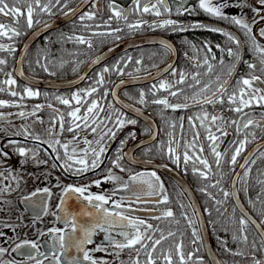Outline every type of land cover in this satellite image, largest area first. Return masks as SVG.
Instances as JSON below:
<instances>
[{
	"label": "flooded vegetation",
	"instance_id": "af4514ba",
	"mask_svg": "<svg viewBox=\"0 0 264 264\" xmlns=\"http://www.w3.org/2000/svg\"><path fill=\"white\" fill-rule=\"evenodd\" d=\"M97 1L91 0L76 17L40 36L25 53L22 50V45L29 34L64 13L69 12V9H74L83 0H79L72 5L71 0H62L61 5H56L52 8V14L42 13L37 10L34 13L33 19L39 20L40 23H34L32 28H27L25 17H21L19 24H16L13 23L12 18L0 15V23L7 24L10 27H18L22 33L20 36L11 38L7 36L0 37V44L11 46L15 49L11 53L0 51V59L7 60L5 65H0V69H2L0 71V88L5 89V91L0 92V100L6 101L8 105H15L0 107V116H3V119H0V148L8 153V159L5 161L4 167H0V171L4 172V177H7V179L0 177V187H9L7 193H0V232L5 233V236L0 237V246L8 250L0 259L4 261L13 258L16 260L22 259L21 256L12 252L11 249L23 239L38 240L41 244L40 250L47 251L48 244L51 243L50 237L48 235L39 237L37 235L38 229L47 231L51 227L62 228L65 232L71 234L74 239H78L83 235L79 226L90 227L96 220L97 210L89 205L87 201L83 200L78 193L68 194L63 205V210L58 209L56 205L60 203V198L64 195L62 187H57L58 183L63 186L72 185L75 187L89 185L88 192L92 194H111L114 189H119L120 185L124 181H127L130 175L156 172L161 181H163L168 196L167 204L130 203L135 197L130 192L117 190L112 198L117 202H120L124 198L122 208L113 209L111 202L109 205H105V207L115 211L122 210L126 215L144 219L147 223L152 224L154 228L159 229L155 233L150 232L149 234L153 235L154 239H159L161 234H163L167 239L157 246V251L154 255L161 257V253L171 250L174 264H179V257L175 253V247L178 244L182 245L185 257H187L188 253L193 254V259L188 264H195L197 257L203 260V264H216L217 260L219 264H252L251 243L249 241L247 243L243 242L248 253L239 251L243 255H233L232 253L236 251L230 249L231 252L225 251L226 256L222 254L223 245L221 242L224 241L226 244V241L219 235L220 221H223L220 217V206L223 203L215 200L214 197L215 193L220 189L223 176L226 174L230 176L227 189L229 193L230 180L245 154L254 145L264 144V130L255 125L250 126L248 129L243 128V124L248 119L264 123V104L253 102L251 107L244 108L241 113L229 110V108L239 106L240 89L243 88L246 92H252V89L237 83L241 78H250L251 74L260 76L261 80L264 81V73L250 70L247 64L243 63V61H248L258 64L260 60V54L254 51L251 36L246 35L245 30L235 25L209 17L196 7L198 0H186L184 4V7L195 8V12L191 15H176V9L179 6L180 0H166L171 9V14L165 13L161 7L160 11L162 15L159 17L152 13L129 11L127 21L112 19L110 22L111 28L120 27L123 29L117 34L121 37L119 40H116L112 36L94 35V33L108 31L104 27V21L108 20L112 14L108 7L110 3L116 5L119 9L134 7L133 0H101L100 7H98ZM47 2L48 0H42V3ZM54 2L55 0H53ZM155 2L156 0H141V7L145 3ZM8 3L11 6L13 0H9ZM65 3L67 4L66 7L63 6ZM232 3H236V0H232ZM249 3L255 4V0H249ZM94 4L96 7L93 6ZM17 6L26 10V5ZM87 12L95 13L94 19L81 21L80 16ZM226 12L230 15H241L243 13L246 21L252 26L251 35L255 36L257 43L264 46V37L259 35L260 29L264 28V21L252 24L255 14L250 8L239 9L237 7H230L226 9ZM260 15H264V12ZM255 18L259 19V17ZM167 19L176 20L184 24L199 22L227 30L240 43L239 52L241 61L237 62L234 57L227 55V48H232L233 51H236L237 46L235 41H229L222 34L203 29L173 33L171 29L149 27V25L155 22ZM138 21L145 22L140 29L129 30L127 28L128 23L135 24ZM9 36H11V33H9ZM144 36L154 37L156 41L151 45L121 51L103 58L99 63H92L107 48L127 39ZM76 37H84L86 40H90L92 47L89 48L87 44L78 43ZM161 40L169 43L171 50L164 49L160 43ZM205 42L210 45L211 52L204 46ZM217 45L220 47H217ZM221 49H225V51L222 52ZM213 56L215 57L214 59ZM205 58L212 65L211 71L204 64ZM221 59L223 60V64L220 63ZM137 61H140V63H137ZM117 62H120L118 66L122 69V72L117 73L113 70L105 73L106 83L103 86L95 85L96 74L101 72L104 67L117 65ZM169 65L176 70L175 76L172 74L171 69H169ZM233 65H235L234 69L232 68ZM44 67L47 68V71L44 70ZM230 70L232 71L231 75L228 74ZM21 72L23 75L19 74ZM181 72L185 74L186 82L184 84H176L175 81L179 80ZM8 73H11L12 78L16 80L15 85L9 86L2 83L7 79L6 74ZM196 73H199L197 78L200 79L201 84L190 88L188 85L194 83L192 76ZM81 76L85 78L81 80ZM217 77H219V80ZM224 80H227L228 84L226 86L227 92L223 97V104H202V106L196 104L193 96L196 92H199L203 84H209V91L205 94L211 96L212 92ZM162 81L169 83L172 87L169 90L160 89L159 85ZM154 85L155 88L153 87ZM9 87L16 91L18 95L12 96L11 92L8 91ZM25 87L39 92V95L34 97L25 96L22 99ZM90 87H97L98 91L91 96L84 97L81 90ZM254 87L264 89V83L254 82ZM105 89H108L110 92L115 91L116 96L113 97L109 94L105 97ZM178 89H182L183 91L175 97L169 95L170 91H177ZM141 91L145 93L144 103L139 102ZM76 92H81V96L83 97L81 104L83 106L77 105L76 101L71 99L72 94ZM233 92L236 93L237 100L235 104L230 105L227 98ZM205 94L197 96L196 99L202 102ZM56 97L69 99L70 105L61 104ZM163 98H167L171 104L187 103L189 107L173 111L170 108L165 109L163 105L152 103L154 99ZM92 100H97L104 108V111L97 110L98 116L95 119V123H92L90 119V127L85 128L82 121H75V123H80L81 127L74 132L67 131L73 120L68 113L74 110L75 107H81V112L78 115L82 116ZM36 105H40L41 108L36 111L35 115H30ZM20 112H24L26 115L21 117L19 115ZM204 112L209 114V120L205 121V126L202 127L200 120L196 119V117L200 116L202 118ZM108 114H111V119L105 120V116ZM212 114L224 117L225 121L235 120L238 122V125L221 121H217L216 125H212L210 122ZM61 116H63L64 120L63 130L60 127ZM118 116L121 119H135L137 123L135 125L126 124L122 129L117 131L115 120ZM181 117L183 118L182 121ZM189 117H193L194 128L189 123ZM181 123L183 125L182 128ZM173 124H175V127H172ZM217 126H221L228 135L222 136L220 132H217ZM237 126L240 128L239 132L237 131ZM91 127H97V132L92 133ZM109 128L117 131V135L115 139L105 138L104 143L107 146V151L102 156L103 163L97 169L76 175L60 167L64 162L65 154V148L62 145H67L69 155H73V149H75L74 155L76 158L84 157L85 150H87L90 162L92 159L91 149L97 148L98 150L96 141ZM208 128L219 138L216 141L218 145L217 150L224 153L219 168H217L215 157L211 152L210 145L212 142L206 138ZM132 132L135 133V139L129 138V133ZM15 133L22 134L16 135ZM196 133H199V139L195 141L194 148L189 149V155L193 158L189 161L185 170L183 162L184 145L185 143L193 144V138ZM250 133H255V139H253ZM153 134H155V139H153ZM25 135H27V138H25ZM73 136L77 138L73 140ZM33 137H39L40 139L36 140ZM246 138L250 142L245 144L244 150L237 157V163L235 165L229 164L228 161H230L235 147L238 146L239 141ZM57 140H59V144L55 143ZM85 140L92 142L91 147L84 142ZM121 140H127L123 146L122 151L124 155L120 161L121 167L125 168L126 171H121L120 168L114 167L111 163L117 155ZM9 141H16L17 143L5 146ZM170 141H172V147H177L176 142H179L178 152L181 156L179 167L168 159L166 155ZM233 142L236 143L234 144ZM50 143L53 144V147H49ZM201 146L204 149L203 153L200 152ZM16 147L31 150L29 152L30 155L31 152H35L37 160H47V163L36 164L30 160L21 168L20 161L23 158L14 151ZM57 153H59L60 159L56 158ZM193 153L206 158L211 165V170L208 171L206 179L201 178L198 174H193V168L204 170L203 165L195 159ZM261 153H264V146L254 155L251 161ZM0 160H5V158L0 156ZM53 164H56L57 167L53 168ZM251 164L249 163L245 167L239 177V195L240 182L243 177L248 176L250 173ZM160 165H167V167H159ZM7 167L11 168L12 175H9L5 171ZM74 167H79V165H74ZM109 169L121 179L116 182L105 180ZM245 172H247V175H245ZM13 176L16 179H13ZM95 180L102 181L99 187L92 183ZM217 182L219 183L217 184ZM17 184H19V188H17ZM213 185L216 186L213 187ZM46 187L53 193L51 197H48L43 192H39L32 200L36 204L42 205L43 203H47L49 211L52 214L47 216L41 214L42 219L36 222L35 227H29L34 213L38 212L39 209L29 208L25 211L26 206L20 202L21 198L31 195L37 189ZM133 187L137 191L140 188L147 191V185H133ZM202 188L205 191L202 192ZM182 189L190 191L195 201L188 200L186 196L187 192L185 194ZM161 198V196L143 197L145 200L152 201ZM229 198L232 207L241 217L242 215L237 211L230 195ZM168 209L173 211L174 217L161 216V213ZM85 212H90L93 215H85ZM185 215L189 219L196 220L197 223L194 226L199 228L200 239L193 236V228L189 226L188 220L184 218ZM57 216L62 217V219L58 220ZM153 216L160 218L152 219L151 217ZM65 217L69 221V225L64 223L63 218ZM73 217L78 226L75 233L71 232L70 227ZM253 217L260 224L264 220V216L260 219H257L255 216ZM228 222L230 227H234L235 218H228ZM248 226L250 229H248ZM261 226L264 229V224H261ZM247 231L250 233L253 231L259 242L260 238L250 223L246 227V235ZM169 232L174 233V235L168 236ZM109 234L115 235V232ZM104 236V232L97 230L92 237L93 243L85 245L87 249H94L97 246L107 247V252H92L91 254L95 258L106 260L109 264H121L122 261L124 264H130L131 260L136 258L134 250L124 249L123 251H119L108 246L107 241L104 240ZM116 238L122 239L119 236ZM229 241L235 243L237 240L229 237ZM241 241H243L242 238ZM115 251H119V257L110 254ZM68 255L71 257L81 254H78L73 247L69 249ZM146 259L147 257L142 250L139 256L141 264H144ZM256 259L264 260V251ZM45 264H47V261H45ZM158 264H163L162 257L158 260Z\"/></svg>",
	"mask_w": 264,
	"mask_h": 264
},
{
	"label": "snow or ice",
	"instance_id": "6c2138e0",
	"mask_svg": "<svg viewBox=\"0 0 264 264\" xmlns=\"http://www.w3.org/2000/svg\"><path fill=\"white\" fill-rule=\"evenodd\" d=\"M85 3L88 2V0H84ZM62 0H55L53 3V0H48L47 3H42V0H13L12 5L7 2V0H0V15L4 17H10L12 18L13 23L19 24V20L21 17L26 18V25L27 28H32L34 23L38 24L40 23L39 20H34V13L39 12L46 13V14H52V8L56 5H61ZM186 3V0H180L179 6L176 9V15L181 16L184 14H193L195 12V8H188L184 7V4ZM17 5H26V10L22 9L21 7H18ZM134 7H130L129 9H119L116 5L110 3L108 5L109 9L111 10V16L108 20L104 21V27L108 29V31L103 33H94L99 35H106V36H112L116 40H119L121 37L117 35L120 33L123 29L120 27L111 28V20L116 19L119 20H128V13L129 11L135 12V13H152L155 16L159 17L162 15L160 8H163V11L165 13L171 14V9L166 3V0H156L155 3H145L143 7H141V0H133ZM64 7L67 6V4H63ZM96 7V5H93ZM198 9L203 11L205 14H207L209 17L228 22L232 25H235L243 30H245L246 35H250L252 42H253V48L256 53L260 54V60L259 63H251L248 61H243V63L247 64V67L250 70L253 71H259L261 73H264V46H261L259 43L256 42L255 36L251 35L252 33V26L246 21L244 18V14L241 15H230L226 12V9L230 7H237L239 9L244 8H250L251 11L255 14L254 18L252 20V24H258L261 21H264V15H260L262 12H264V0H255V4L249 3V0H236V3H232V0H198V3L196 5ZM78 11V9H69L68 13H64L65 15H68L69 13H75ZM95 16V13L87 12L80 16V20L84 21L87 20H93ZM255 17H259V19H256ZM145 23L144 21H138L135 24L128 23L127 28L129 30H137L140 29L142 24ZM50 25L45 24V27H49ZM99 27V25H97ZM149 27L152 28H163V29H171L173 33H182L189 30H195V29H203L210 32H215L222 34L225 36L229 41H235L236 43V51H233L232 48H227L226 52L229 57H234L237 62L241 61L240 56V43L239 41L235 40V37L228 32L227 30L219 27H214L212 25L202 24L199 22L192 23V24H184L176 20L167 19L163 20L161 22H155ZM9 33H11V36H9ZM22 33L18 27H10L7 24L0 23V37H14V36H20ZM259 35L261 37H264V28H261L259 31ZM76 40L80 44H87L89 48L92 47V43L90 40H86L84 37H76ZM161 45L166 50H171V45L167 43L164 40L160 41ZM209 52H211L210 45L205 42L204 45ZM26 47V46H25ZM194 47V45H193ZM217 47H220L217 45ZM0 51H6V52H14L15 49L11 46H5L3 44H0ZM111 51V49H110ZM221 51H225V49H221ZM215 57L213 56V59ZM101 57H97L95 60L92 61L93 64L99 63ZM130 59V58H129ZM7 63L6 59H0V65H5ZM120 62H117V65H114L112 67H104L101 72L96 74V79L94 80L95 85L97 86H103L106 83L105 80V73H108L110 71H116L117 73H121L122 69L118 66ZM137 63H140V61H137ZM221 64H223V60L220 61ZM204 64L208 67L209 71L212 70V65L209 63L208 59H204ZM199 66V65H197ZM232 68H235V65L232 66ZM169 69H171L172 74L176 75V70L172 68L171 65H169ZM44 70L47 71V68L44 67ZM2 71V69H0ZM20 75H23V73H19ZM229 75L232 74V71L230 70ZM7 79H5L2 83L5 85H15L16 80L12 78L11 73L6 74ZM179 80L175 81L176 84H184L186 82V77L184 73H180ZM199 76V73H196L192 76V80L194 81L193 84H189L188 87L194 88L197 85L201 84L200 79L197 77ZM85 77L81 76L80 79L83 80ZM219 80V77H217ZM255 83H264V81L261 80L260 76L251 75L250 78H241L237 83L242 84L244 86H247V88L252 89V92H246L243 88L240 89V96H239V106L229 108L230 111H234L236 113L243 112L244 108L251 107L253 102L256 104H264V89H261L260 87H254ZM227 84L228 81L224 80L222 83L219 84V87L216 88L214 92H212L211 96L206 95L205 93L209 91V84L205 83L203 86L199 89V92H196L193 96V99L195 100L197 105L202 104H214V103H224V94L227 92ZM118 87V86H117ZM155 88V85L153 86ZM160 89L163 90H169L172 85H170L167 82H161L159 85ZM5 91L4 88H0V92ZM8 91L11 92L12 96H17L18 93L14 90H12L11 87L8 88ZM98 91L97 87H90L88 89L81 90L83 92L84 97L91 96L93 93H96ZM182 89H178L177 91H170V96H177L180 92H182ZM81 92H76L72 94L71 99L75 100L77 105H81V101L83 97L81 96ZM109 94H111L113 97L116 96L115 91H109L108 89H105L104 96L107 97ZM201 94H205L203 101L201 102L199 99H196L197 96H200ZM39 92L33 91L29 87L24 88L22 99L26 97H34L38 96ZM155 95V93H153ZM145 93L141 91L140 93V103H144ZM56 99L64 105H70V100L62 97H56ZM228 103L230 105H233L236 103L237 96L236 93L233 92L231 95H228ZM154 104H160L163 105L165 109H172L173 111H176L178 109H184L188 108L189 105L187 103L184 104H171L167 98L163 99H154L152 101ZM4 106H15V105H8L6 101L0 100V107ZM51 107V105H49ZM41 108L40 105H36L35 109L33 110L30 115H35L36 111ZM104 111V108L101 106V104L97 100H92L91 103L87 106L86 110L84 111L83 115H78L81 112V107H75L74 110L70 111L68 115L73 118L70 126L67 128V131L74 132L76 129H79L81 127L80 123H75V121H82L85 128L90 127L89 120L91 119L92 123H95V119L98 116V111ZM19 115L21 117H24L26 114L24 112H20ZM0 119H3V116H0ZM61 130L64 129V120L63 116H61ZM111 114H108L105 116V120H110ZM196 119L200 120V125L202 127L205 126V121L209 120V114L207 112L203 113V117L197 116ZM183 118L181 117V121ZM190 125L194 128L195 124L193 123V117L188 118ZM217 121L226 122L229 124H237L238 122L233 121H225V118L222 116H218L216 114H212L210 117V122L212 125H216ZM137 121L135 119H121L119 116L115 120V127L117 131L119 129H122L126 124L127 125H135ZM257 126L264 130V123L261 121L248 119L246 123L243 124L244 129H248L250 126ZM172 127H175V124L172 125ZM183 127L181 123V128ZM117 131H113L111 128L107 130V132L103 133L101 135L100 139L96 141V144L98 146L97 148L91 149V161L88 160L89 153L87 150H85L84 157L76 158L75 157V149H73V155H69L67 152V145H62V147L65 148V154H64V162L60 165L65 171L73 172V174L81 175L83 173H86L88 171H93L97 169L101 163H103L102 156L107 151V146L104 143L105 138L109 139H115L117 135ZM208 135L207 139L212 142L210 145L211 152L215 157V164L217 168L221 166L224 153L217 150L218 145L216 144V141L219 139L214 133H212L211 129L208 128ZM216 131L220 132L222 136H227L228 133L223 130L221 126L216 127ZM237 131H240L239 126H237ZM91 132L96 133L97 127H91ZM16 135H21L22 133H15ZM51 135V133H49ZM78 135V133H77ZM171 135V134H170ZM252 135L253 139H255V133H250ZM25 138H27V135H25ZM36 140H39V137H33ZM77 137L73 136V140H75ZM129 138L135 139V133H129ZM153 139H155V134H153ZM199 139V133H196V135L193 138V144L185 143V151L183 153V162L186 166L189 163L190 160H192V156L189 155V149L194 148L195 141ZM86 144L91 147L92 142L91 141H84ZM127 140H121L120 141V148L117 150V155L115 156V159L111 161L112 165L116 168H120L121 171H126L125 168L121 167L120 161L123 158V146L126 144ZM250 141L247 140H241L239 141L238 146L235 147V151L231 156L230 161H228L229 164L235 165L237 163V157L241 154V152L244 150V146L246 143H249ZM16 141H9L7 145L10 146L16 144ZM56 144H59V140L55 141ZM234 144L236 142H233ZM170 146L167 149L166 155L168 156V159H170L174 164L177 165V167L180 166L181 156L178 152L179 148V142H176L177 147H172V141L169 142ZM49 147H53V144H49ZM203 147H200V152L203 153ZM14 151L23 158L20 161L21 168L24 164L28 163L30 160L35 162L36 164H46L47 160L45 161H39L36 159V153L31 152V155L29 152L31 150H26L23 147H16ZM195 155V153H193ZM264 155V154H262ZM0 156L4 157L5 160H0V167H4L5 161L8 159V153L4 152L2 148H0ZM57 159H60L59 153H57L56 156ZM195 159L199 161L200 164L203 165L204 170H200L197 168H193V174H198L201 178L206 179L208 171L211 170V165L209 164L208 160L206 158H202L200 155H195ZM249 163H255V160L249 161V159L246 157L244 164H241L240 167L244 168ZM74 165H79V167H74ZM53 168L57 167L56 164L52 165ZM159 167L166 168L167 165H160ZM5 171L9 173V175H12V170L10 167L5 168ZM245 175H247V172H245ZM0 177H4V172L0 171ZM7 179V177H4ZM13 179H16L15 176H13ZM121 178L119 176H116L112 173V170H108V176L105 177V180H110L113 182L119 181ZM95 184V186L99 187L102 183L100 180H95L92 182ZM219 182H217L218 184ZM133 185H147V191H144L143 188H140L139 191H137L136 188L133 187ZM216 185H213L215 187ZM57 187H62L64 195L60 198V203L56 205L58 209L63 210V205L65 202V199L68 194L70 193H78L80 197L83 198V200L87 201L89 205H91L93 208L97 210L96 212V220L92 223L90 227H84L79 226L80 231L83 233V235L78 238L74 239L73 236L67 232H65L62 228H56L51 227L48 228L47 231L44 230H37V235L39 237H43L45 235H48L50 237L51 243L48 244L47 251H41V244L38 240H28L23 239L19 243L15 244V247L11 249L12 252L17 253L19 256L22 257L20 260H16L15 258L4 261L3 259H0V264H45V261H47V264H109L108 261L103 259H97L95 258L91 253L95 251H105L107 252V247H101L97 246L94 249H87L85 245L92 244L93 240L92 237L95 234L97 230L104 232V240L107 241L108 246L118 249L119 251H123L124 249H130L134 250L136 252V258L132 259L130 264H141V261L139 260V256L141 251L143 250L147 259L144 262V264H158V260L162 257L163 264H174L173 261V255L171 253V250L167 252L161 253V257H157L154 254L157 251V246L161 245V242L167 237H165L163 234H161L159 239H154L153 235L149 234L150 232L155 233L159 229H156L153 227L152 224L147 223L146 220L140 219V218H133L129 215H126L124 211H115L110 210L108 207H105V205H109L111 202L113 209H121L122 204L124 203V198L120 202H117L113 200V196L116 194L117 190H124L127 192H130L133 197H135L134 200H131L130 203H155L160 204L168 203V196L166 194L163 181H161L160 177L156 174V172H151L148 174L144 173H136L133 175H130L127 181H124L119 189H114L111 194H92L88 192L89 185L81 186V187H75L72 185L63 186L59 183L57 184ZM17 188H19V184H17ZM9 191L8 186L0 187V193H7ZM201 191H205V189H201ZM39 192H43L47 194L48 197H51L53 193L50 191L49 188H43V189H37L36 191L32 192L29 196H24L21 198V203L25 204V211H27L29 208L36 209L38 208L39 211L34 213L33 220L31 225L29 227H35V224L37 221L42 219L43 216L50 215L49 206L47 203L36 204L33 202L32 198L35 197ZM88 192L87 195L85 193ZM229 195H234V193H228L225 192L224 196L228 197ZM155 196H161V199L152 201V200H145L143 197H155ZM219 203V202H218ZM183 207V206H182ZM207 211V209H206ZM243 211V210H241ZM85 215L92 216L93 214L90 212H85ZM67 215V214H66ZM195 215V210H194ZM162 217H174V213L171 209L165 210L161 213ZM152 219H159L160 217L153 216ZM188 220V224L190 227L193 228L192 234L197 239H200L199 236V228L195 227L194 225L197 223L195 219H189L186 215L184 217ZM57 219H62V217L57 216ZM64 223L66 225H69V221L67 218H63ZM251 223L255 225V228L259 231V244L260 247L257 248V245L255 242L252 244V264H264V260L256 259L255 253L257 251H264V229H261L260 224H256L254 220L251 219V217H248L246 213H244L241 216V219L239 220V231L241 234V238L243 242L247 243L248 237L245 234V230L247 225ZM261 224H264V220L261 221ZM7 226V225H6ZM71 232L75 233L77 231V224L75 221V218L73 217L71 224ZM115 232V235H111L109 233ZM174 233L169 232L168 236H173ZM5 236L4 232H0V237ZM119 236L122 239H117L116 237ZM237 237L233 236V240H236ZM195 243V241H193ZM221 244L224 246V250L227 252H231L230 249L227 248L226 244L224 242H221ZM139 246V247H137ZM203 246V245H202ZM75 248L78 254L77 256H71L69 257L68 252L70 248ZM8 250L0 246V258H2L5 253ZM119 251H115L113 253H110L111 255H114L116 257H119ZM175 253L179 257V264H188L189 261H192L193 254L188 253L187 257H185V254L182 251V245L178 244L175 247ZM233 255H243L241 252H235L232 253ZM121 264H124L122 261ZM195 264H203V260L199 257H197ZM218 264V262H217Z\"/></svg>",
	"mask_w": 264,
	"mask_h": 264
},
{
	"label": "trees",
	"instance_id": "16d2710c",
	"mask_svg": "<svg viewBox=\"0 0 264 264\" xmlns=\"http://www.w3.org/2000/svg\"><path fill=\"white\" fill-rule=\"evenodd\" d=\"M9 0H7L8 2ZM79 0H71V5L78 2ZM264 153L259 154L254 160L255 163L251 164L250 173L248 176L243 177L240 182V196L241 199L246 206V208L250 211V213L255 216L257 219H260L264 216ZM229 174L223 176L220 189L215 193V200L223 203L221 208L220 217L223 221H220V230L219 235L222 239L226 241V245L229 249H233L236 252L242 251L243 253H248L246 247L241 241V234L239 231V220L241 219L240 215L234 210L232 204L230 202V198L225 197L224 193L227 192L228 189V180ZM225 210V211H224ZM235 218L234 227L229 226L228 218ZM248 229L250 227L248 226ZM233 236L237 237V241L235 243H231L229 241V237L233 238ZM247 237L251 244L253 242L256 243L257 248L260 247L258 239L253 231L251 233L247 231ZM224 242V241H222ZM222 254L226 256L225 250L222 246ZM262 251H257L255 253L256 258H259Z\"/></svg>",
	"mask_w": 264,
	"mask_h": 264
},
{
	"label": "water",
	"instance_id": "95a60500",
	"mask_svg": "<svg viewBox=\"0 0 264 264\" xmlns=\"http://www.w3.org/2000/svg\"><path fill=\"white\" fill-rule=\"evenodd\" d=\"M89 2H91V0H88L87 3H85L83 0V2L80 5H78L74 8V9H78V11H76L74 14L73 13H69L68 15L63 14V15L59 16L58 18L48 22L47 25H50L49 27H45V25H43L42 27L34 30L24 40L23 45H22L23 52L25 53L31 47V45L43 34L47 33L48 31H50L54 28H57V27L63 25L64 23H66V22L70 21L71 19H73L74 17H76L88 5ZM100 3H101V0H98L97 1L98 7H100L99 6ZM126 9H129V7H127ZM66 13H68V12H66ZM154 41H156V39H154V37H151V36H144V37H136V38L127 39L121 43H118L116 45H113V46L107 48L101 54H99L97 57H101L100 61H102L103 58L109 57V56L114 55L116 53H119L121 51L137 48V47L144 46V45H151L154 43ZM110 49H111V51H110ZM262 146H264V144H256L245 154L242 161L238 165L236 171L234 172V174L230 180V184H229V193H234V195H230V197H231V200H232L234 206L236 207L237 211L241 215L246 213L248 217H251V219L256 222V224H260V223L245 208V206L243 205V203L240 199L238 183H239V177H240L242 171L247 166L246 165L244 168H241L240 165L244 164L246 157L249 159V161H251V159L254 157V155L262 148ZM182 190L184 191V189H182ZM186 192H187V194H186ZM184 193L186 194L188 200L195 201V198L193 197V195L190 191L188 192L185 190ZM198 209L201 211V209L199 207H198ZM241 210H243V211H241ZM251 225L255 229L256 233L259 236V231L255 228V225H253V224H251ZM261 229H263L262 226H261ZM217 262L219 264L218 260L216 261V264H217Z\"/></svg>",
	"mask_w": 264,
	"mask_h": 264
}]
</instances>
